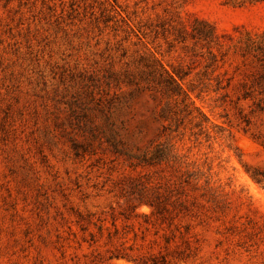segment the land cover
<instances>
[{
	"label": "rangeland",
	"instance_id": "1",
	"mask_svg": "<svg viewBox=\"0 0 264 264\" xmlns=\"http://www.w3.org/2000/svg\"><path fill=\"white\" fill-rule=\"evenodd\" d=\"M246 31H264V1L0 0V264H264V72L234 52ZM162 66L187 96L152 80ZM111 115L125 137L92 135Z\"/></svg>",
	"mask_w": 264,
	"mask_h": 264
},
{
	"label": "trees",
	"instance_id": "2",
	"mask_svg": "<svg viewBox=\"0 0 264 264\" xmlns=\"http://www.w3.org/2000/svg\"><path fill=\"white\" fill-rule=\"evenodd\" d=\"M239 4H243L246 2H260L264 0H235ZM200 25H197L193 28L192 33L194 36L205 40L206 46L209 47V52L213 57L216 56V53L213 51L212 47H218L219 51L222 53V56H225L226 50H223L225 47V43L221 39V35L218 33L217 29L203 19H197ZM223 36V35H222ZM225 37V36H224ZM234 52L244 57V59L251 58L252 62L259 64L261 69L264 72V31L261 33H252L250 31H246L245 37H240L236 40L235 44L233 45ZM162 71H158L156 67H151L149 70L150 75L152 76V80L155 82L156 80L163 79L165 90H172L173 92L178 93H185L187 96L188 94L182 88L175 73L171 72L166 67L162 66ZM177 76L181 77L177 72ZM160 82V80H159ZM156 83V82H155ZM142 86L138 85L132 93H136L137 91L141 92ZM93 126H90V132L92 135L97 133H102L103 136L109 140L110 142L115 141L117 138L125 137L124 135L119 134L118 128L115 126V122L113 120L112 115L105 117L103 122L93 123ZM169 147H165L160 150V148H155L151 150L150 159H141L140 157H136L138 160L146 161L149 163H155L156 161L160 160L162 156L167 158L169 153ZM156 197H151L149 195H141L139 197L138 205L147 204L152 208L151 213L154 214L159 208L163 206V203L159 201H155ZM159 200V199H158ZM125 256V255H120Z\"/></svg>",
	"mask_w": 264,
	"mask_h": 264
}]
</instances>
